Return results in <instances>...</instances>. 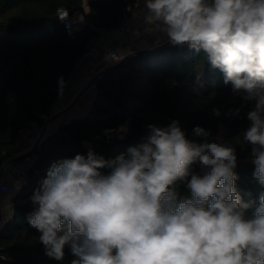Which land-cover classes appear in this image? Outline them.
<instances>
[{
  "label": "clouds",
  "instance_id": "clouds-1",
  "mask_svg": "<svg viewBox=\"0 0 264 264\" xmlns=\"http://www.w3.org/2000/svg\"><path fill=\"white\" fill-rule=\"evenodd\" d=\"M145 9L149 34L202 50L233 92L255 102L243 141L253 145V175L264 187V0H145ZM148 128L127 156L89 150L50 166L28 216L46 255L61 261L68 246L71 264H264V192L247 217L250 205L235 186L236 149L208 142L199 126L203 143L188 140L178 121ZM178 181L189 198L180 200Z\"/></svg>",
  "mask_w": 264,
  "mask_h": 264
},
{
  "label": "trees",
  "instance_id": "trees-1",
  "mask_svg": "<svg viewBox=\"0 0 264 264\" xmlns=\"http://www.w3.org/2000/svg\"><path fill=\"white\" fill-rule=\"evenodd\" d=\"M136 2L0 0V169L5 152L21 132L43 124L51 115L81 54L99 30L118 24ZM59 8L71 14L83 11V30L69 36L57 17ZM162 43L109 65L97 79L87 111L43 134L28 151L33 156L28 177L12 196L11 214L0 225V264H71L76 257L68 246L61 261L46 255L41 233L28 222L34 210L31 197L54 162L87 156L89 150L105 159L127 156L130 147L146 142L148 125L166 127L178 121L188 140L203 143L205 138L194 134L199 126L210 133L208 142L235 148V186L250 205L245 215L251 217L259 207L264 187L253 175V145L243 141L251 124L247 113L255 102L233 92L231 82L225 84L224 74L211 66L202 50L173 45L168 38ZM126 124L128 131L118 136L116 130ZM193 170L203 175L199 165ZM100 171L107 175L110 170ZM175 188L180 200L190 197L184 182L178 181Z\"/></svg>",
  "mask_w": 264,
  "mask_h": 264
},
{
  "label": "built area",
  "instance_id": "built-area-1",
  "mask_svg": "<svg viewBox=\"0 0 264 264\" xmlns=\"http://www.w3.org/2000/svg\"><path fill=\"white\" fill-rule=\"evenodd\" d=\"M145 13H146L145 0H137L135 6L125 14L123 19L118 24L108 28H101L99 30V35L96 38L98 40L97 43L100 42V45L91 42L90 45L81 54L79 61L77 62V65L82 60L94 59L102 54L108 56L109 54H119L121 51L126 52L125 49L128 46V44L136 41V39L139 36L146 38L147 37L146 28L148 27V25L146 24L144 18ZM57 17L69 36L73 37L83 30L85 24V14L83 11H79L71 14L68 12L67 9L59 8L57 10ZM111 38H114L115 40L112 46H110L107 43V40ZM166 39L167 36L165 35V40ZM165 40L159 41L157 38H155L153 43L154 45H157L164 42ZM111 62L113 64L118 61H111ZM99 72L100 71L95 66H93L84 75V79H83L84 84L92 91L93 94L95 93L96 90V84H97L96 82L97 79L99 78L98 76ZM60 100L61 98L57 99L54 102L53 108L51 110V115L53 114V112H55L56 108L60 103ZM45 122L43 124H33L29 128L24 129L21 132V134L23 133L25 134L29 130H33L34 132L43 131L49 133L53 129L46 131V127L48 124L47 123L45 124ZM32 163H33V156L27 153L21 159L7 164L8 174L10 175V177L12 178L15 184V192L25 183L28 177L29 169L32 166ZM1 223H2V217L0 211V225Z\"/></svg>",
  "mask_w": 264,
  "mask_h": 264
},
{
  "label": "crops",
  "instance_id": "crops-1",
  "mask_svg": "<svg viewBox=\"0 0 264 264\" xmlns=\"http://www.w3.org/2000/svg\"><path fill=\"white\" fill-rule=\"evenodd\" d=\"M155 38H157L159 41L165 40V35L162 33L149 34L147 32L146 38L139 36L136 41L128 44L125 51L127 53H131L139 49L151 47L154 45L153 41ZM97 41V38H93L91 42L97 43ZM114 42V38L107 40V43L110 46H112ZM97 45H100V42H98ZM106 57L107 56L105 54H102L97 58L82 60L78 65L76 64L67 81L65 94L63 97H61V100L64 101L63 104L66 103L65 97L67 100L70 99V102L66 107L61 109L56 114V118L52 122V128H56L60 124L84 114L82 112L85 109H88L93 94L91 90L84 84V75L93 66H95L99 71L106 69L110 64H112V62L106 59ZM37 138L38 137H34L32 133L21 134L17 143H15L5 152L4 163L11 161L13 158L33 147L37 141ZM7 167L8 166L6 165L0 177V211L2 221L11 214V200L15 193V184L8 174Z\"/></svg>",
  "mask_w": 264,
  "mask_h": 264
},
{
  "label": "rangeland",
  "instance_id": "rangeland-1",
  "mask_svg": "<svg viewBox=\"0 0 264 264\" xmlns=\"http://www.w3.org/2000/svg\"><path fill=\"white\" fill-rule=\"evenodd\" d=\"M111 65V64H110ZM92 92V91H91ZM93 94V93H92ZM91 98V97H90ZM92 98H93V95H92ZM65 100H66V105L65 104H63V102L64 101H62V100H60V103H59V105H58V107L56 108V110H55V112H53V114L50 116V117H48L47 119H46V122H45V124L47 123L48 125H47V127H46V131H49L50 129H54V128H52V122L55 120V118H56V114L61 110V109H63L64 107H66L68 104H69V102H70V99H66V97H65ZM82 111V110H81ZM87 110L85 109L82 113H85ZM81 113V112H80ZM81 113V114H82ZM54 117V118H53ZM51 118H53L52 120H50ZM128 128H129V126L126 124V125H124V126H121L119 129H117L116 130V134H118V136H123L127 131H128ZM27 133H32V135L35 137V136H37L38 138H39V136H40V134L41 133H46V132H34L33 130H29L28 132H26V134ZM37 138V139H38ZM32 148V147H31ZM30 148V149H31ZM30 149H28L27 151H25V152H23L22 154H20V155H23L24 153H26V152H28ZM19 155V156H20ZM25 156V155H24ZM23 156V157H24ZM22 158V157H21ZM20 158V159H21Z\"/></svg>",
  "mask_w": 264,
  "mask_h": 264
},
{
  "label": "water",
  "instance_id": "water-1",
  "mask_svg": "<svg viewBox=\"0 0 264 264\" xmlns=\"http://www.w3.org/2000/svg\"><path fill=\"white\" fill-rule=\"evenodd\" d=\"M162 45H163V43H160V44H157V45H153V46H151V47H148V48H143V49L136 50L134 53L142 52V51H145V50H147V49H155V48H157V47H159V46H162ZM104 71H105V69H104L103 71H100L99 74H98V76H100ZM53 118H54V117H53ZM53 118H51L50 120H52ZM42 136H43V133L40 134L39 138L37 139L36 143L34 144V146H33L32 148H34V147H36V146L38 145V143H39L40 139L42 138ZM32 148H31V149H32ZM31 149H30V150H31ZM30 150H29V151H30ZM27 153H28V152L24 153L23 155L17 156V157L13 158V159H12L11 161H9V162H5V163L3 164V166H2V168L0 169V177H1V174L3 173L4 168L6 167V165H7L8 163H10V162H15V161L19 160L21 157H23V156L26 155ZM1 217H2V216H1Z\"/></svg>",
  "mask_w": 264,
  "mask_h": 264
}]
</instances>
